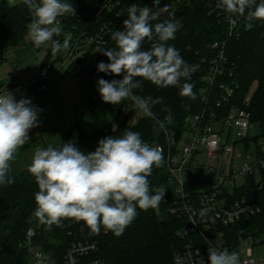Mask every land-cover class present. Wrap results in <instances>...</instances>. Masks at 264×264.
Returning <instances> with one entry per match:
<instances>
[{
    "label": "clouds",
    "instance_id": "1",
    "mask_svg": "<svg viewBox=\"0 0 264 264\" xmlns=\"http://www.w3.org/2000/svg\"><path fill=\"white\" fill-rule=\"evenodd\" d=\"M13 4L16 0H11ZM27 6L31 20L28 36L34 46L47 45L52 55L70 46V37L63 42L55 39L62 34L59 17L76 15V8L67 0H21ZM154 8L131 5L123 31L115 30L111 39L116 48L98 50L109 63L99 62L97 70L105 74L123 75L120 80L103 78L97 81L98 91L105 103L133 102V107L154 118L152 107L163 98L141 97L134 89L142 87L141 80L161 88L178 87L182 97L196 99L194 85L186 81L198 70L189 65L179 50L168 45L182 26L170 12L169 6ZM217 8L230 18H243L248 28L256 21L264 22V0H218ZM165 17L161 20V17ZM155 21V23H152ZM145 41L148 50H142ZM139 77L141 80H137ZM182 80L185 81L182 83ZM30 99L17 101L9 91L0 93V185L15 183L10 175L11 163L18 151L30 140L29 132L38 126V112ZM162 150L150 146L140 133L126 130L121 137L109 136L98 142L94 152L85 153L74 142L60 147H37L28 173L38 186L33 216L40 225L61 226L65 219L82 221L92 233L101 227L121 236L136 219L137 209L157 208L163 201L165 189L154 194L148 177L154 167H160ZM201 264L204 261L201 259ZM208 264H241L236 252L218 250L208 245Z\"/></svg>",
    "mask_w": 264,
    "mask_h": 264
},
{
    "label": "built area",
    "instance_id": "2",
    "mask_svg": "<svg viewBox=\"0 0 264 264\" xmlns=\"http://www.w3.org/2000/svg\"><path fill=\"white\" fill-rule=\"evenodd\" d=\"M179 2L170 0L161 3L160 7L168 5L170 12L174 13ZM217 2L209 0L206 6L209 13L224 21L225 39L209 44V53L202 58L207 61L203 77L207 89L200 96L201 106L186 116L181 126H174L168 118L158 121L162 140L148 143L159 147L164 158L165 177L151 187L153 194L157 189H165L163 201L154 208V214L159 219L167 214L186 221L176 232L181 243L173 248L170 261L164 264H201V259L208 264L209 243L218 250L228 249L224 228L240 220H250L261 212L254 198H233L236 188L251 178L258 180L264 170V123L260 124V132L255 137L249 136L254 121L248 109L232 101L238 84L231 79L225 52L228 39L238 38L250 28L243 18H230L217 8ZM131 5L143 7L140 0H98L76 15L59 17L62 34L54 38L63 42L70 37L69 48L54 56L51 48L46 46L34 72L16 85L0 87V93L15 88L46 90L53 74L67 69L69 62L78 57L85 58L91 48L105 45L108 34L123 31V21L128 18ZM76 16L89 18V22L77 25L64 21ZM250 98L249 94L245 96V106L250 103ZM130 103L126 100L123 108ZM116 125L113 124V128ZM196 176L198 180H195ZM65 220L83 227L82 221ZM103 231L109 230L103 227ZM35 236V229L29 227L24 246L31 263L57 264L52 252L43 250L34 242ZM258 248L264 252V234L257 236L248 232L228 250L238 254L241 264H264V253L255 255ZM96 250L95 241L73 242L64 252L63 264H109L90 257Z\"/></svg>",
    "mask_w": 264,
    "mask_h": 264
},
{
    "label": "trees",
    "instance_id": "3",
    "mask_svg": "<svg viewBox=\"0 0 264 264\" xmlns=\"http://www.w3.org/2000/svg\"><path fill=\"white\" fill-rule=\"evenodd\" d=\"M98 0H67L76 8V12L84 11L88 6ZM170 0H160V4ZM209 0H180L174 12L175 18L181 22V27L175 34V39L168 41V45L179 50L181 56L189 65H198V70L186 81L194 85L193 91L196 99L182 97L178 87L161 88L150 81L141 80L142 87L134 89V93L141 97L163 98L162 103L152 107L154 118L147 117L141 112L134 121H129L124 114L106 129H96L84 133L81 127L84 116L95 109V100L100 97L97 81L101 78L120 80L123 75H111L99 72V62L109 63L107 56L98 51L105 48L115 49V42L108 34L107 43L96 50L92 63L88 64L89 71L94 76L92 87L87 92L85 104L74 117L62 141L74 142L85 153L94 152L98 142L105 137H121L126 130L138 132L141 138L149 143L153 140H162L158 121L168 118L174 126H181L186 116L199 110L200 96L206 91L204 74L207 61L202 58L209 53V44L225 39L226 25L223 20L208 12ZM143 6L153 8V0H140ZM160 6V5H159ZM31 20L26 5L22 2L10 5L7 0H0V64L8 49L19 46L24 42L28 33L27 25ZM64 21L67 24L81 25L89 22V18L71 17ZM154 23V22H152ZM150 42L145 41L142 50H148ZM94 48H91L93 50ZM226 56L228 67L232 72L231 79L238 84L233 103L245 107L251 112L252 120L264 123V24L257 21L249 29L241 33L238 38H230L226 42ZM79 65L73 61L72 66ZM70 67L67 68L66 72ZM185 81L182 80V83ZM254 85V88H252ZM250 91H252L250 93ZM250 95V103L245 106L243 100ZM126 101V100H125ZM123 101V105L124 102ZM132 103V101H131ZM130 103V104H131ZM121 105L119 115L125 109ZM10 175L15 183L0 185V264H31L29 252L24 246L26 231L33 227L36 231L34 242L43 250L52 252L57 264H63L66 248L73 242H96L97 250L91 253V258L101 259L109 264H164L170 261L173 248L181 243L177 230L186 224L184 219L164 214L159 219L154 214V209L147 211L137 209L136 219L117 237L112 231L92 233L83 223L69 224L64 220L61 226L53 225L51 228L40 225L33 216L36 207L34 196L38 186L27 167L16 171L11 165ZM164 164L154 167L152 175L148 177L150 188L164 179ZM199 178L196 176L195 180ZM197 183V182H195ZM241 196L252 197L261 207V212L250 220H240L224 228V235L228 249L240 242L251 232L257 236L264 234V170L258 180L251 178L242 186L234 190L233 198Z\"/></svg>",
    "mask_w": 264,
    "mask_h": 264
},
{
    "label": "rangeland",
    "instance_id": "4",
    "mask_svg": "<svg viewBox=\"0 0 264 264\" xmlns=\"http://www.w3.org/2000/svg\"><path fill=\"white\" fill-rule=\"evenodd\" d=\"M10 5L13 3L11 0H7ZM21 2V0H16V3ZM15 3V4H16ZM17 58L14 57L6 59L4 67H13L17 64H22L30 67V63L33 58L36 57L37 47L34 46L28 33L24 38V42L15 49ZM7 53H5L6 56ZM96 56V50L93 49L88 52L85 56V63L81 65H73V61L69 62V70L63 69L53 75L55 81L54 84L50 86L47 93L31 92V103L33 106H37L39 102L42 104V109L47 108L49 105L51 110L54 112V117L49 118L50 127L53 129L62 128L61 134L58 132L55 136L49 139V146L56 147L63 139L66 132V128L72 123V118L76 116V108L78 110L82 107L87 99V92L92 87L94 82V76L88 69V64L92 63ZM67 67V68H68ZM109 81L113 79H107ZM254 88V85L253 87ZM252 91H250L251 93ZM40 95H46L45 100H40ZM48 95V96H47ZM78 104V105H77ZM123 105L121 104H110L103 102L101 96L95 100V109L92 112H88L84 116V121L81 124L84 133H90L96 129H106L109 124H116L119 119L125 114L129 121H134L137 116L141 114V111L134 108L133 104H129L125 107L122 113L119 115V109ZM123 107V106H122ZM50 117V116H49ZM42 119H47V116L43 113L38 114V122H42ZM260 123L254 121V125L249 131L250 137H255L260 132ZM33 155L26 154L14 161V169L20 171L31 163ZM24 161H23V160ZM263 250L261 248L256 249L255 255H263ZM30 257V256H29ZM31 262V260H30ZM32 264V263H31Z\"/></svg>",
    "mask_w": 264,
    "mask_h": 264
},
{
    "label": "crops",
    "instance_id": "5",
    "mask_svg": "<svg viewBox=\"0 0 264 264\" xmlns=\"http://www.w3.org/2000/svg\"><path fill=\"white\" fill-rule=\"evenodd\" d=\"M46 46L47 45H42L41 47L37 48V50L35 52L36 57L32 59V61L30 63V67L28 69L25 65H22V64H17L15 66H13L12 68L11 67H4L5 66L4 64H5L7 58L14 57V60H16V58H17V54H16L15 49L18 48V46L11 48V49H8L5 52V53H7L6 56L4 54L5 58H4L3 62L0 64V87H4L7 84L16 85L19 82L23 81L26 77L31 75L34 72L38 61L43 56ZM84 63H85V61H84ZM60 71H58V72H60ZM53 75L48 79V86H47L46 90H44V91H39V90H36L33 88H22V89L15 88L11 91V93L14 95V97L17 101H19L22 98L23 99H30L32 91L40 92V94L44 93V92L47 93L50 86L54 84L55 79H54ZM45 96L46 95H40V97H39L40 100H45L46 99ZM36 108L41 109L42 111H39L38 114L39 113L45 114L47 116V119H42L41 120L42 122H38L37 127L30 130L29 142L27 144H25L22 148L19 149L17 157L14 161H16L17 159H19L21 157H24L26 154L34 155V151L37 147L47 148L50 144L49 139L52 136H55V134L57 132H58V134H61V132H62L61 131L62 128L53 129L50 127L49 118L50 119L53 118L55 114L51 110L49 105L47 106V108L45 106V108L42 109V104H41V102H39V104L36 106ZM75 108L77 109L76 110V114H77V112H79L81 107L79 110L76 106H75ZM73 119L74 118H72V120ZM70 125L66 128V132H67L68 128L70 127ZM66 132H65V134H66ZM65 134H64V136H65ZM14 161L11 163L12 166L14 165Z\"/></svg>",
    "mask_w": 264,
    "mask_h": 264
},
{
    "label": "water",
    "instance_id": "6",
    "mask_svg": "<svg viewBox=\"0 0 264 264\" xmlns=\"http://www.w3.org/2000/svg\"><path fill=\"white\" fill-rule=\"evenodd\" d=\"M84 61H85V59H84L83 56H80V57H78V58L76 59V62H77L79 65H81V66L84 65Z\"/></svg>",
    "mask_w": 264,
    "mask_h": 264
}]
</instances>
